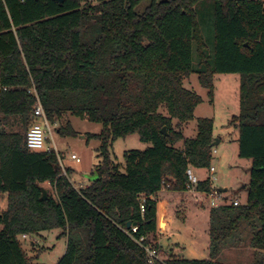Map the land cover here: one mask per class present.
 Listing matches in <instances>:
<instances>
[{
	"label": "trees",
	"instance_id": "16d2710c",
	"mask_svg": "<svg viewBox=\"0 0 264 264\" xmlns=\"http://www.w3.org/2000/svg\"><path fill=\"white\" fill-rule=\"evenodd\" d=\"M204 1L0 0V264H32L20 238L55 229L66 238L56 264H149L137 240L158 253L149 238L159 192H185L188 168L202 174L198 195L215 190L203 177L214 158L213 120L198 119L193 137L182 133L201 102L183 85L192 74L210 97L214 75L240 76L232 120L238 156L251 162L247 199L210 208L208 259L153 264H226L218 255L243 224L259 253L252 264H264V0H211L207 34ZM34 92L61 136L76 135L66 115L101 124L88 135L100 142L88 186L72 185L54 151L26 148ZM131 134L150 146L115 164L111 143Z\"/></svg>",
	"mask_w": 264,
	"mask_h": 264
},
{
	"label": "rangeland",
	"instance_id": "374dc122",
	"mask_svg": "<svg viewBox=\"0 0 264 264\" xmlns=\"http://www.w3.org/2000/svg\"><path fill=\"white\" fill-rule=\"evenodd\" d=\"M91 1V0H90ZM145 5V4H144ZM211 0H205L202 13V27L205 33L211 26ZM143 9V6H142ZM140 11L141 9H137ZM183 85L188 90L197 94L201 102L194 112L193 120L182 126V133L186 138L193 137L196 131V121L207 118L213 120L215 140L218 144L213 149L214 158L211 166L215 168V174L212 181V187L215 189H226L223 194L224 203H232L237 200L239 204L244 205L247 199V185L249 183V173L251 162L248 159H242L238 156V131L232 117L239 113V85L240 76L238 74H216L213 77V93L210 97L208 91L202 88L198 82L197 76L192 74L185 79ZM69 121L75 136H61L55 130L60 123L54 124V133L52 139L47 143L49 149L54 147L65 158L63 165L65 169H70L69 180L74 187L88 186L86 175H93L95 167L100 159L98 158V148L100 142L89 138L88 135H96L101 131V124L90 122L86 119L74 116H64L62 122ZM150 144L142 143L138 134H131L125 138H118L111 143L110 158L115 164L124 165L123 154L130 150H142L149 147ZM181 147V143L177 144ZM74 154L79 158V162L70 159ZM200 178L202 174H198ZM203 177H208V171ZM50 195L53 190L49 184H43ZM162 196V195H161ZM159 196L158 199L169 198L168 196ZM179 194L175 201H171L166 212L159 214L160 223L166 214H171L179 222L184 220L185 216L194 220L190 222L188 228L181 229L180 233L172 236L163 242L162 247L158 245V240L151 236L149 242L158 246L159 260H166L170 257L184 258L189 260L208 259V229H209V204L206 199L196 194L198 205L195 209L186 207L184 200L193 195ZM177 202H179L177 204ZM176 203L177 205H171ZM187 203V202H186ZM5 206V201L1 200L0 207ZM198 206V209L196 208ZM191 211V212H190ZM192 213V215H191ZM170 215V216H171ZM168 216V215H167ZM59 230H49L40 232L37 235L20 238L21 245L26 256L32 264H56L65 252L66 238L59 237ZM251 231L246 225H241L237 236L225 244L220 251L217 260L226 264H252L258 256V252L249 246ZM175 244V245H174Z\"/></svg>",
	"mask_w": 264,
	"mask_h": 264
},
{
	"label": "built area",
	"instance_id": "2783aa9c",
	"mask_svg": "<svg viewBox=\"0 0 264 264\" xmlns=\"http://www.w3.org/2000/svg\"><path fill=\"white\" fill-rule=\"evenodd\" d=\"M2 90H5V88H1ZM34 102L32 105V113H31V119L32 123L29 128V130L26 133V138H25V144L26 148L30 151L34 152H45V151H54L57 160L59 162L60 167L63 170V174H65V167L63 165V160L65 156L58 152L56 148L54 147L52 150L47 147V143L52 139V135L54 133V124L50 123L48 119L46 118L41 102L37 96V94L34 92ZM70 159L79 162V158H77L74 154L70 156ZM215 174V168L210 167L208 170V177L207 179L212 183ZM186 175L188 177V185H187V190L186 192L188 193H193V194H198L196 191L197 184L199 182V177L196 174V172L192 168H188L186 171ZM85 186H78L75 187L76 189L84 188ZM207 201L209 204L210 208H216L220 206L223 202V194L219 191V189H215L209 194H207ZM234 206L239 205L237 200H234L232 202ZM141 212H143V206H140ZM137 231L136 227H132L131 232L135 233ZM25 237V236H23ZM145 238H139L137 240V243L140 244L143 247V250L146 252L148 256V263L153 264L155 260L159 259L158 258V253L156 250L150 246V245H143V241Z\"/></svg>",
	"mask_w": 264,
	"mask_h": 264
},
{
	"label": "crops",
	"instance_id": "0c3cea01",
	"mask_svg": "<svg viewBox=\"0 0 264 264\" xmlns=\"http://www.w3.org/2000/svg\"><path fill=\"white\" fill-rule=\"evenodd\" d=\"M195 171V170H194ZM196 172V171H195ZM197 174V172H196ZM86 187V186H85ZM220 190V189H219ZM185 195V199L187 197V195H193L192 197H187L186 200H184V205L186 207L189 206L190 208H193L195 205H198L197 203V198L195 197L196 194L193 193H188V192H170L168 190H161L158 194L159 196H168L169 198H164L162 199H158L157 197V209H156V221H157V227H156V232L154 234V237L158 240V245H160V247H162L163 242H165L167 239H172V236H175L177 233L181 232V229L183 228H188L190 225V222L194 220V217H187L185 216L184 220H182V222H179L180 226H178V221H176V218H173L171 214H166L163 218H161L163 220V222L160 223V219H159V214H160V207H162L161 211L162 212H166L167 207L170 205V198L172 199L171 201H175L177 195ZM161 196V197H162ZM187 202V203H186ZM179 202H177L178 204ZM176 203H173L171 205H177ZM198 209V206L196 207ZM195 209V207H194ZM191 212V211H190ZM168 215V216H167ZM171 215V216H170ZM192 215V213H191ZM177 222V223H176ZM27 237V236H25ZM175 245V244H174ZM208 247V246H207Z\"/></svg>",
	"mask_w": 264,
	"mask_h": 264
},
{
	"label": "water",
	"instance_id": "95a60500",
	"mask_svg": "<svg viewBox=\"0 0 264 264\" xmlns=\"http://www.w3.org/2000/svg\"><path fill=\"white\" fill-rule=\"evenodd\" d=\"M54 1H56V2H58V3H62L63 2V0H54ZM162 133L164 134V135H166V132H165V128H163L162 129ZM218 144V141L217 140H215V142H214V146H216ZM86 179H87V181H94V180H96L97 179V174L96 173H94L93 175H86ZM220 192H222V193H225L227 190L226 189H220L219 190ZM46 195H47V192H46V190L45 189H42V199H45L46 198ZM130 227V224L128 223L127 224V228H129Z\"/></svg>",
	"mask_w": 264,
	"mask_h": 264
},
{
	"label": "bare ground",
	"instance_id": "6f19581e",
	"mask_svg": "<svg viewBox=\"0 0 264 264\" xmlns=\"http://www.w3.org/2000/svg\"><path fill=\"white\" fill-rule=\"evenodd\" d=\"M161 209H162V207H160V213L162 212Z\"/></svg>",
	"mask_w": 264,
	"mask_h": 264
}]
</instances>
